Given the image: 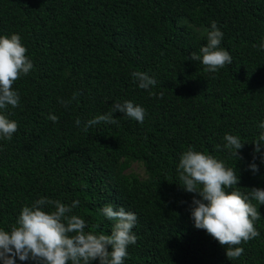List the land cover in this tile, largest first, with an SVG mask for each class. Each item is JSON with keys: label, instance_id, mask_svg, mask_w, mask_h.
<instances>
[{"label": "trees", "instance_id": "obj_1", "mask_svg": "<svg viewBox=\"0 0 264 264\" xmlns=\"http://www.w3.org/2000/svg\"><path fill=\"white\" fill-rule=\"evenodd\" d=\"M212 21L232 56L215 73L188 60L206 46ZM14 33L34 68L13 86L20 105L0 110L18 123L11 140L0 139V228L48 198L79 200L72 214L85 231L110 234L114 221L101 209L112 204L138 218L124 264H264V205L252 201L260 235L229 260L226 246L195 227L198 194L178 185L180 158L192 148L237 171L239 185L226 191L264 189V147L259 172L249 167L264 132V0H0V36ZM137 71L156 84L140 89ZM124 101L145 109L143 123L117 112L118 124L82 130ZM226 134L246 142L241 159L224 147ZM135 164L143 175L129 172Z\"/></svg>", "mask_w": 264, "mask_h": 264}, {"label": "clouds", "instance_id": "obj_2", "mask_svg": "<svg viewBox=\"0 0 264 264\" xmlns=\"http://www.w3.org/2000/svg\"><path fill=\"white\" fill-rule=\"evenodd\" d=\"M223 33L216 21H212L211 29L207 32V44L201 47L199 54L192 51L188 60L200 62L205 71L215 73L226 65H231L232 56L220 47ZM264 47V45H261ZM28 49L22 43L19 34L0 36V110L9 106L16 108L20 105L21 97L14 89V84L22 76H27L34 68L30 57L26 55ZM134 82H138L140 89L149 90L156 84V80L146 72H133ZM155 95V93H150ZM74 93L72 99H76ZM67 106L70 101H60ZM140 123L144 122L145 109L132 101L115 102L110 110L104 114L89 119L83 125V131L100 122L118 124L114 113ZM48 119L57 122L58 117L49 115ZM81 125V120H76ZM264 129V122L259 124ZM18 130V123L5 114H0V139L11 140ZM224 147L233 156L241 159L239 150L246 142L232 134H226ZM255 145L253 162L250 170L253 174L259 172L255 163L256 154L264 147V132L252 142ZM179 180L182 189L189 193H196L191 205V217L195 227L206 230L222 246H226V256L229 260L239 258L243 252L242 243L255 239L260 235L255 222L260 219L253 200L264 205V189L253 187L250 192L242 193L234 189L240 183V176L233 168L212 155L189 148L180 158L178 165ZM80 201L74 200L71 205L59 200L40 198L30 207H23L16 223L10 230L0 228V261L3 264H17L21 262L31 264H124L128 257V246L135 245L138 237L133 232L137 223V215L126 211L123 206L115 210L112 204L105 205L101 211L109 221H114L110 234L85 231L86 221L79 215L72 214L73 209L79 207ZM51 206L53 210H45Z\"/></svg>", "mask_w": 264, "mask_h": 264}, {"label": "rangeland", "instance_id": "obj_3", "mask_svg": "<svg viewBox=\"0 0 264 264\" xmlns=\"http://www.w3.org/2000/svg\"><path fill=\"white\" fill-rule=\"evenodd\" d=\"M129 172H134V173H137V174H140V175L144 174V171H143L142 167L139 166L138 164H135L133 166V169L131 171H129Z\"/></svg>", "mask_w": 264, "mask_h": 264}]
</instances>
